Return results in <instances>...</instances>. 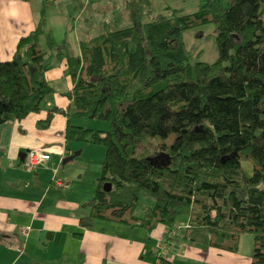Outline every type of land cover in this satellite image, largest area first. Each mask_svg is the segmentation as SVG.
Segmentation results:
<instances>
[{
	"label": "trees",
	"instance_id": "16d2710c",
	"mask_svg": "<svg viewBox=\"0 0 264 264\" xmlns=\"http://www.w3.org/2000/svg\"><path fill=\"white\" fill-rule=\"evenodd\" d=\"M131 25L104 29L78 44L79 56L45 36L72 82L66 119L105 124L92 130L66 120L64 140L104 147L95 193L81 207L83 230L94 220L172 231L180 208L188 222L180 238L191 245L237 253L253 237L249 264H264V0H204L191 14L150 13L148 0H126ZM168 11V9H166ZM212 24L218 57L191 62L183 33ZM44 10L33 32L0 62V129L41 110L52 94L39 44ZM164 160L135 156L146 139L166 140ZM251 164L245 176L240 161ZM109 186V190L103 187ZM140 198L150 200L134 216Z\"/></svg>",
	"mask_w": 264,
	"mask_h": 264
},
{
	"label": "crops",
	"instance_id": "0c3cea01",
	"mask_svg": "<svg viewBox=\"0 0 264 264\" xmlns=\"http://www.w3.org/2000/svg\"><path fill=\"white\" fill-rule=\"evenodd\" d=\"M55 3L0 0V62L9 61L17 41L33 32L44 5L47 9L39 44L41 47L43 41L41 49L46 51L49 63L55 61L45 74L52 94L41 110L0 129V264H154L156 252L158 264H249L250 258L238 253L197 247L180 238L189 213L181 215V223L175 221L172 231L159 224L146 231L136 224L102 220H94L88 230L79 227V219L87 214L81 206L93 198L97 177L91 185H82L80 173L74 177L56 171L71 161L62 162L73 149L81 148L64 140L66 120L81 125L80 120L52 114L48 125L42 127L50 108L65 109L67 92L72 88L64 61L46 48L45 36L49 35L56 45L65 41L73 57L79 56V42L92 37L70 38L77 19L70 18L67 11L51 10L49 5ZM54 66L58 72L52 70ZM32 150L47 153L48 160L44 166L26 172L22 166L24 154ZM77 155L79 152L74 157ZM134 216L140 218L141 209L138 213L135 210ZM24 228L28 230L21 234Z\"/></svg>",
	"mask_w": 264,
	"mask_h": 264
},
{
	"label": "rangeland",
	"instance_id": "374dc122",
	"mask_svg": "<svg viewBox=\"0 0 264 264\" xmlns=\"http://www.w3.org/2000/svg\"><path fill=\"white\" fill-rule=\"evenodd\" d=\"M150 3V13L142 14L140 23H145L151 17L162 14L168 16L172 9L179 10L182 14H191L196 12L204 4V0H148ZM226 4V0H223ZM51 10L68 12L70 18H76L75 29L70 34L74 36L89 38L100 34L104 29L109 31L120 30L131 25L129 11L126 8V0H56L54 6L49 5ZM47 8L44 5V10ZM168 9V11L166 10ZM45 13V12H44ZM70 20V19H69ZM71 21V20H70ZM94 30L95 33H91ZM89 36V37H88ZM185 48L188 51L191 62H203L211 64L218 57L215 42V27L212 24H206L194 27L183 33ZM59 42V41H57ZM59 44V43H58ZM41 47L44 48L43 41ZM66 52L69 51L66 49ZM50 67L55 64L49 63ZM52 70H57L56 66ZM55 71V72H56ZM51 96V95H50ZM79 124L84 128L92 130H104L105 124L94 120L81 119ZM174 136L166 140L158 138H149L142 142V147L136 151L135 156L144 158H154L157 161L164 160L159 147L161 145L171 144ZM68 144L77 145L81 148L73 149L72 154L78 153L70 162L63 166H58L56 171L60 173L77 176L81 174L80 182L82 185H91L93 179L98 176L100 163L104 157V147L101 145H90L85 142L70 141ZM82 149V152H81ZM162 162V161H161ZM241 168L245 176H250L252 172L249 161L241 160ZM96 171V173H93ZM94 183V181H93ZM150 200L140 198L136 212L138 213L144 205ZM188 213L186 208H180L175 217L176 223H181V215ZM253 237L250 234L241 236L238 248V254L245 258H250L252 253Z\"/></svg>",
	"mask_w": 264,
	"mask_h": 264
},
{
	"label": "built area",
	"instance_id": "2783aa9c",
	"mask_svg": "<svg viewBox=\"0 0 264 264\" xmlns=\"http://www.w3.org/2000/svg\"><path fill=\"white\" fill-rule=\"evenodd\" d=\"M48 160V154L45 152L41 151H27L24 154V160H23V170L26 172H32L37 168H40L44 166V164ZM28 228H24L20 231L21 234H25L27 232ZM156 257H157V262L154 264H158L159 256L158 253L156 252Z\"/></svg>",
	"mask_w": 264,
	"mask_h": 264
},
{
	"label": "water",
	"instance_id": "95a60500",
	"mask_svg": "<svg viewBox=\"0 0 264 264\" xmlns=\"http://www.w3.org/2000/svg\"><path fill=\"white\" fill-rule=\"evenodd\" d=\"M75 155H76V153L75 154H72L71 156L65 158L62 162L64 163V162H66L68 160H72ZM103 190L108 191L109 190V186L107 185L106 187H103Z\"/></svg>",
	"mask_w": 264,
	"mask_h": 264
}]
</instances>
